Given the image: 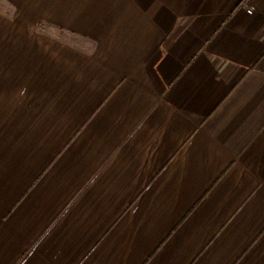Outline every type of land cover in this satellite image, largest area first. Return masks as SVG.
<instances>
[{
  "label": "crops",
  "instance_id": "obj_1",
  "mask_svg": "<svg viewBox=\"0 0 264 264\" xmlns=\"http://www.w3.org/2000/svg\"><path fill=\"white\" fill-rule=\"evenodd\" d=\"M4 1L0 264H264V0Z\"/></svg>",
  "mask_w": 264,
  "mask_h": 264
},
{
  "label": "rangeland",
  "instance_id": "obj_2",
  "mask_svg": "<svg viewBox=\"0 0 264 264\" xmlns=\"http://www.w3.org/2000/svg\"><path fill=\"white\" fill-rule=\"evenodd\" d=\"M12 11H13L12 6L8 5L4 0H0V12H4L6 14H10ZM1 20H3V19L0 18V24H2ZM88 46H91V45H88Z\"/></svg>",
  "mask_w": 264,
  "mask_h": 264
},
{
  "label": "built area",
  "instance_id": "obj_3",
  "mask_svg": "<svg viewBox=\"0 0 264 264\" xmlns=\"http://www.w3.org/2000/svg\"><path fill=\"white\" fill-rule=\"evenodd\" d=\"M249 11H252V8L251 7L249 8Z\"/></svg>",
  "mask_w": 264,
  "mask_h": 264
}]
</instances>
